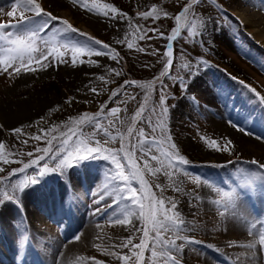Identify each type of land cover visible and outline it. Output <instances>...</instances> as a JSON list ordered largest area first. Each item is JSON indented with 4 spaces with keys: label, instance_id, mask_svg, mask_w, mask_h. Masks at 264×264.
Instances as JSON below:
<instances>
[{
    "label": "rangeland",
    "instance_id": "obj_1",
    "mask_svg": "<svg viewBox=\"0 0 264 264\" xmlns=\"http://www.w3.org/2000/svg\"><path fill=\"white\" fill-rule=\"evenodd\" d=\"M63 1L37 0L44 11L56 16L58 21L50 19L46 15H35L29 21L18 26V30H39L47 26L42 35L52 36L58 29L64 27L59 21H67L79 33L76 31L64 32L61 36H57L58 40L61 38L67 42L98 48L99 45L88 38L91 37L102 44H107L110 49L114 50L113 54H118L117 59H112L111 54L97 56L86 53L78 56L74 65L71 62L70 50L60 48L59 50L64 53L63 59L67 60V63H60L49 56L47 61L42 59L38 63L33 60L21 65L19 73L15 72L16 62H13L7 71H0V107L7 103L35 104L37 101L52 107L47 111L49 112L47 115L44 113L38 116L39 119H35L30 126L23 128L19 134L14 133L10 139H5L2 142L4 149L0 154V186L5 184L7 190H18L15 186L18 185L19 180L24 179V175L13 170L20 169L24 163L35 158L37 147L44 148L47 146L46 141H38L34 137L46 134L47 130L54 126H59V128L58 131L53 132V135L67 131L65 125L72 123L75 118L84 113L94 115L100 112L101 105L105 106L103 109L105 114L111 108L119 107L122 109L119 113L122 119L132 117L149 90L132 85L126 86L127 81H138L145 85L154 81L150 90L149 104L159 109L161 83H163L169 106V113L166 118V135L170 136L171 143L176 145L175 150L167 146L164 150L175 151L178 156L184 157L189 163L173 171V181H170L162 172L157 175L145 172L144 176L148 181L149 189L157 198L161 196L160 189L156 187L159 184L165 189L164 197L172 198L178 202L177 211L182 214V218L187 214V217L183 218L186 222V228L180 231V235L197 242L185 243L184 240H176L177 244L184 245L185 248L179 252L174 251V254L179 264H195L203 252L210 249L213 253V264H234L229 252L215 249L217 237L222 234L217 218L218 212L222 209L220 210L218 207L214 209V206L208 212L201 208L202 203L197 199V196L200 194L201 184L204 186L208 183L204 180L208 174H212L217 177L218 181H222V183L209 188L214 203L221 199L225 192L232 194L234 198L244 197L240 190L247 188L246 179L250 176L258 185L261 183L260 189H264V169L259 168L256 163L251 161L264 162L256 156V153H248L247 149H243V147L227 143V139L223 138L220 132L212 127L213 112L209 111L206 106L205 96H201L199 91L191 93L186 91L185 93L182 90L181 84H186L184 80L190 77V72L182 68L181 65L185 63L194 65L197 63V58L208 61L207 65L201 67L213 70L216 79L211 85V91H215L218 96L219 89L223 92L230 91L226 89L223 81L235 82L236 85H247L248 87L239 86V88L243 89L241 90L244 95L252 98L261 106L262 103L258 100L255 92L249 88H254L256 92L264 95V86L258 85L247 72L238 67L234 61L228 59L221 51H215L213 38L206 36L203 32L201 36L193 39L187 28H182L179 38L172 41L173 63L171 65L166 64V46L170 42L166 37L177 27L174 17L189 3V0H84L83 4L73 3V0ZM229 1L203 0L202 3L194 6L192 15L195 18L197 30H200L202 21L210 20L211 22L207 26H219L231 41H238L250 48L252 44L243 32V25L234 16L233 12L237 9L230 6ZM241 1L244 4L247 3L246 0ZM263 1L255 0L252 2V4L255 3L254 5H247L244 8L249 9L252 6L264 14ZM13 3L14 0H0V23H17L19 21L22 9L18 8L14 17L8 16V12L12 11ZM153 7L161 11L159 19L151 17L143 19L139 15L142 12L150 11ZM89 8L98 11H89ZM112 8H115L116 11L113 12ZM104 12L109 15L105 16ZM163 12H167L169 15L165 17ZM24 15L32 16L33 14L25 12ZM155 29H159V33L154 32ZM11 31L15 32L16 30L11 29ZM160 34H163L164 38H161ZM128 43H132L133 48L129 49ZM141 48L145 50L140 51ZM248 49H241L239 56L252 69L257 68L256 71L264 75V69L259 68V65L246 52ZM41 64H47L49 71H43ZM2 67L0 65V68ZM165 67H168L169 74L160 77V73L164 71ZM27 72L32 75L27 80L22 81L21 86H17L18 83L13 84L15 79ZM101 76L104 77V80L99 79ZM172 76L183 77L184 79L183 81L173 80ZM241 81L246 82V84ZM93 88L96 89L95 93L92 91ZM118 88H123V92L113 98L112 93ZM129 96H134L135 99H128ZM221 98L225 102V98ZM123 100L128 102L126 104L119 103ZM177 103L181 108L178 107L175 114V109L172 106ZM125 108L127 109L126 112L123 111ZM73 126L79 127V125ZM127 127L128 124L121 126V132L126 134ZM136 127L137 129L143 128L145 133L151 136V128L146 122L138 121ZM93 130L91 126L83 128L86 133ZM157 136H159V132ZM98 138L101 141L104 139L102 135ZM212 140L217 143L210 145L209 142ZM90 146L94 147L95 144L92 143ZM105 146L119 149L121 143L117 140ZM29 152L34 154L32 158L27 156ZM153 154L160 156V153L155 150ZM136 155L139 156L140 153L137 152ZM4 159H7L9 163H3ZM174 159H178V157H174ZM89 160H91L90 163L87 162L88 166H83V169L82 160H80L62 172L37 176L39 183H49L56 189L58 188L56 184L70 188L69 181L72 180L74 183V188H70L74 196L69 195L71 196L69 200L65 196L64 200L59 201L68 206L74 202L71 218L74 217V220L78 222L81 217H87L89 224L94 229V234L100 241L97 250H90L87 263L84 264H122V259H117V257L124 255L130 256L129 264H150L151 237L154 233L149 234L148 247L143 250V256L138 260L133 255V246H138L142 242L143 232L137 231L140 227V221L133 217L131 224L127 226L110 223L109 219L114 218V213L117 216L122 215V208L119 210L114 206L112 208L116 195L112 188V181L108 184L107 189L100 187L110 180L109 176H106L110 173L100 163H108L106 167L109 166V169L114 166L102 158H90ZM149 162L153 167L159 166L156 161L150 160ZM137 164L143 168V160H137ZM217 168H220L219 172L216 171ZM37 173L38 169L36 168L26 170L29 177ZM66 174H69V180L64 177ZM173 182L181 191H174L169 186ZM133 186L137 188V196H139V185L134 182ZM101 193H103V199H100ZM244 200L248 204L247 198ZM147 202L146 200L145 203ZM165 207H168L167 201ZM97 210H99V214L93 215ZM42 219L45 220L44 223L49 228L46 232L50 233L45 235L50 237L54 234L62 235L66 231L73 232L75 230V228L69 229L70 219L51 220L45 217ZM262 220H264V215L260 216L259 214L256 221ZM35 225L39 226L38 224ZM125 227L128 228V236L124 238L122 232ZM36 230L39 234L44 235L43 229L36 228ZM78 236L80 235L77 234ZM171 236L172 234L168 233L165 238ZM130 237L133 241L132 245L120 247ZM46 241L49 242L47 238ZM49 249V245L45 244L43 252L46 254L45 250ZM135 251L141 250L135 248ZM157 251L159 252V249ZM154 264H160V261L156 260Z\"/></svg>",
    "mask_w": 264,
    "mask_h": 264
},
{
    "label": "snow or ice",
    "instance_id": "obj_2",
    "mask_svg": "<svg viewBox=\"0 0 264 264\" xmlns=\"http://www.w3.org/2000/svg\"><path fill=\"white\" fill-rule=\"evenodd\" d=\"M203 0H189V3L183 7V9L177 14L174 19L177 23V27L166 37L170 42L167 44L166 52V64L171 65L173 63V43L179 38L182 28H187L193 39L202 35L203 31L207 30V25L211 22L202 21L201 28L198 31L194 16L192 15V9L194 6L202 3ZM73 3L83 4L84 0H73ZM22 9L17 23H0V71H7L13 62H16L17 67L15 72H20V66L25 63H30L36 60L38 63L43 59L48 60L49 56H52L54 60L60 63H67L68 61L63 59L64 53L59 49L70 50L71 62L75 65L78 56H82L86 53L94 55L111 54L112 59H117L118 54H113L114 50L110 49L107 44H102L100 41L88 37L99 47L82 46L77 43L67 42L61 38L58 40L57 36H61L64 32L76 31L67 21H59L64 25L63 28L57 30L52 36L42 35L45 32V28L39 30H18V26L29 21L35 15H46L50 19L57 20L58 18L51 13L45 12L42 5L37 0H14L12 5V11L8 12L9 17H14L17 9ZM89 11H98L97 9L89 8ZM115 12L116 9L112 8ZM32 13V16H25L24 13ZM105 16L109 14L103 13ZM143 19L153 18L159 19L161 11H158L156 7H153L150 11L142 12L139 14ZM163 15L167 17L169 14L163 12ZM11 29H15L12 32ZM159 33V29L153 30ZM79 33V32H78ZM83 34V33H81ZM84 35V34H83ZM161 38L163 34H160ZM39 44V48H38ZM129 49L133 48L132 43H128ZM48 49L47 51L45 49ZM140 51L145 49L141 48ZM38 53V55H36ZM155 54V53H154ZM208 61L201 58H197V63L189 65L187 63L181 65L182 68L190 72V79L194 75L199 73L201 66L207 65ZM41 67H47V64H41ZM194 69V71H193ZM35 71L36 69H29ZM119 75V73H116ZM169 74L168 67H165L164 71L160 73V77ZM157 77V79H160ZM173 80L183 81V77H171ZM100 80H104V77H99ZM244 83L243 81H241ZM153 82L148 84H141L138 81H127V85L147 88L149 91L146 92L143 100L133 114L132 117L122 119L119 113L122 111L119 107H113L108 113H104V105H101V111L93 114L84 113L82 116L75 118L72 123L65 125L67 131L58 132V135H53V132L58 131L59 126H54L52 129H48L46 134L34 137L36 140L46 141L47 146L44 148L37 147L35 158H32L34 154L32 152L27 153L30 161L24 163L20 169L13 170L16 173L24 175V179L19 180L16 189L22 192L26 187L38 182L37 176H43L52 172H62L80 160L86 158H102L111 163L114 166L111 169L110 180L112 188L115 191V204L123 205L121 212L122 215L113 214L114 218L109 219L110 223H116L120 225L131 224V218H136L140 221V227L137 229L138 232H143L142 242L138 246H133V255L139 260L143 256V250L148 247V238L150 233H154L151 237V257L150 264H154V261L159 260L160 264H179L175 252L182 251L183 246L177 244L176 240H185V243H196L197 241L188 240L180 235V231L186 228V222L182 218V214L177 211L178 202L172 198L163 196L164 187L157 184L156 187L160 189L161 196L157 198L149 189L148 181L145 179L144 173H151L153 175L160 174L161 172L173 181V171L187 165L189 162L182 156H178L175 151H165V146L175 150L176 145L171 143V137L166 135L167 132V115L169 113V106L167 104L168 96L165 93V86L161 83V96L159 109L150 106V90ZM248 87L247 85H245ZM182 90L186 93L187 85L181 84ZM254 91L258 100L264 104V95L256 92L254 88H249ZM92 91L95 93L96 89ZM123 92V88H118L112 93V97L115 98L117 95ZM127 95V93H124ZM128 99L134 100V96H129ZM128 101L123 100L119 103L126 104ZM174 107V105L172 106ZM127 111V109H123ZM147 113V115H145ZM138 121L146 122L151 128V136L145 133L143 128L137 129L136 124ZM128 124L126 128V134L121 132V126ZM73 125H79L75 127ZM85 126H91L94 130L90 133L83 131ZM14 133L19 134L21 128H15L12 130ZM243 131V130H241ZM159 132V136L157 133ZM102 135L104 137L101 141L98 137ZM73 137H76L75 139ZM264 139V138H258ZM120 141L121 147L119 149H112L105 145L109 143ZM94 143L92 147L90 144ZM210 145H215L217 142L212 140L209 142ZM231 143V141H227ZM4 144L0 143V154H2ZM154 150L160 153V156L154 155ZM140 155L137 156L136 153ZM11 154V153H10ZM178 157V159H174ZM137 160H143V168L137 164ZM156 161L159 166L153 167L149 161ZM167 161V164H165ZM3 163L7 164L9 161L4 159ZM252 163H256L259 168L264 169V163L252 160ZM51 163V166H49ZM29 168L38 169L36 175L29 177L26 174V170ZM127 172V174H126ZM252 177L246 179L247 183H251ZM134 182L139 185L140 195L137 196V188L134 187ZM174 191H181V189L173 182L169 185ZM4 195L8 198H12V194L9 195L5 191ZM103 193L100 195V199H103ZM198 199V197H197ZM148 201L145 203V201ZM167 201L168 207H165ZM0 203H3V199H0ZM215 204L222 209L223 213H227L230 208L234 207V197L230 193H223L221 199L216 200ZM99 214V210L93 213V215ZM194 227V225H192ZM171 233L170 238H165L166 234ZM132 238H128L122 243L120 247H127L132 245ZM259 243L264 250V233L260 234ZM214 247L213 245H209ZM229 246H241L248 249H252V255L247 257L252 259L255 257V243L247 245H236V242L230 241ZM135 248H139L141 251L136 252ZM159 249V252L157 251ZM219 251V249H217ZM122 259V264H129L130 256L124 255L123 257H117ZM239 259V258H238Z\"/></svg>",
    "mask_w": 264,
    "mask_h": 264
},
{
    "label": "bare ground",
    "instance_id": "obj_3",
    "mask_svg": "<svg viewBox=\"0 0 264 264\" xmlns=\"http://www.w3.org/2000/svg\"><path fill=\"white\" fill-rule=\"evenodd\" d=\"M246 2L244 4L241 0H230L229 4L237 9L233 12L234 16L243 25V32L249 38L252 47H248V49L243 43L231 41L227 34L216 25L207 26L208 29L203 32L206 36L214 39L213 48H215V51H221L228 59L234 61L238 67L247 72L258 85L264 86V75L258 73L257 68L252 69L239 56L241 49H248L246 50L248 55L259 65V68L264 69V14L252 8V6H249V9L244 8L247 5H254L255 3L252 4V2H255V0H246ZM262 4H264V1ZM66 10L69 11L67 8ZM42 68L43 71H49L48 67ZM30 75L32 74L28 72L21 74L13 84L18 83L17 86H21V82L30 78ZM215 79L216 77L211 68L200 67L198 74L191 79L185 78L184 81L187 85V92L199 91L201 96H205L206 106L209 111L213 112L212 127L218 130L220 135L227 141L247 149L248 153H256V156L264 162V139H258L264 138V104L260 106L252 98L244 95L243 89L239 88V86L245 88L244 85H236L235 82L226 80L222 81L225 82L226 89L230 91L223 92L218 88V96L215 91H211V85L215 82ZM220 96L225 98V102ZM218 102L219 105H217ZM178 107L181 108L179 103L173 107L175 114ZM50 108L52 107L41 101H37L35 104L7 103L0 107V143L13 136V129L21 128L22 130L30 126L35 119H39L38 116L44 113V115H47ZM89 159L82 160V169L83 166H88L89 161H91ZM100 165L110 173L109 175L106 174L110 179L112 173L111 168L106 167L108 163H100ZM216 171L219 172L220 168H217ZM64 177L70 179L69 174ZM204 180L208 183L204 186L201 184V191L197 197L202 203L201 208L209 212L214 206V209L218 207L211 198L209 188L222 183V181H218L217 177L212 174L205 176ZM110 181L108 180L100 187L107 189ZM69 184V187L73 189L74 183L72 180L69 181ZM56 185L57 189L49 183L43 182L41 184L38 182L26 187L22 192L14 189L7 190L5 184L0 186V199L3 198V203H0V264H13L22 255L38 264H84L87 263L90 250L98 249L100 241L94 234L89 219L81 217L76 222L74 217L71 218L72 213L69 211L68 205H64L63 202L59 201L64 200L65 196L68 200L71 196H74L71 189L59 186V184ZM249 190L252 193L251 195L257 198V204L254 205L257 212L252 208L253 205L245 203V198L238 197L234 198V207L230 208L227 213H223L220 209L221 211L218 212L217 216L222 234L217 237L215 249L229 252L234 264H264V250H262L259 243L260 234L264 233V221H256L259 214L260 216L264 215V189H259L251 184ZM256 190H258L257 194H253ZM5 191L9 195L12 194V198L4 195ZM113 206L118 210L123 207V205H112V208H114ZM45 208L50 211L48 215L52 216L51 213L54 214V218H71L69 229L75 228V230L73 232L66 231L62 235L54 234L51 237L45 235L50 234L46 232L49 228L44 223L45 220L42 219L44 214L47 215ZM186 217L187 214L183 216V218ZM36 228L43 229L45 236L39 234ZM127 230L128 228L125 227L122 232L124 238L128 236ZM77 234L81 237H77ZM46 238L49 242L46 241ZM230 241L236 242V245L255 243V257L252 259L247 258L252 255L253 250L241 246H229ZM45 244L50 247L49 250H45L46 254L43 252ZM212 257L213 253L210 249H207L195 264H213Z\"/></svg>",
    "mask_w": 264,
    "mask_h": 264
}]
</instances>
